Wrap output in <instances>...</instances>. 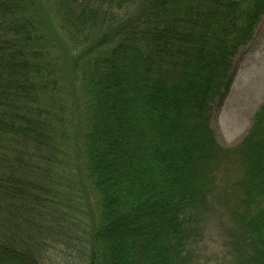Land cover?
Masks as SVG:
<instances>
[{"label": "trees", "instance_id": "trees-1", "mask_svg": "<svg viewBox=\"0 0 264 264\" xmlns=\"http://www.w3.org/2000/svg\"><path fill=\"white\" fill-rule=\"evenodd\" d=\"M263 16L264 0H0V264H44L78 198L88 264H264V102L235 147L210 127ZM230 178L228 251L201 261Z\"/></svg>", "mask_w": 264, "mask_h": 264}, {"label": "rangeland", "instance_id": "rangeland-1", "mask_svg": "<svg viewBox=\"0 0 264 264\" xmlns=\"http://www.w3.org/2000/svg\"><path fill=\"white\" fill-rule=\"evenodd\" d=\"M231 76L227 93L220 101L215 102L210 117V127L216 141L227 148L235 147L242 141L254 112L264 102V16L257 25L252 40L240 47L235 54ZM69 113L74 118L81 115L78 109H72ZM71 137L73 140L74 132ZM73 146L77 147L78 144L74 142ZM71 147L69 145L66 151L69 152ZM71 153L70 160L74 163L72 168H77L83 161L82 158L80 164L76 162L79 148L73 149ZM79 187L81 186L77 188ZM75 193L83 194V189H77ZM232 194L230 178L228 182L219 185L210 210L203 217V233L196 246L201 261H216L228 251V230L231 226V209L228 208L233 203ZM88 204L86 198H78L63 206L57 223L65 224L66 227L58 226L56 234H47L44 264H88L91 213Z\"/></svg>", "mask_w": 264, "mask_h": 264}]
</instances>
